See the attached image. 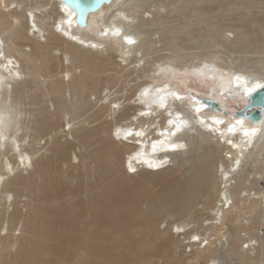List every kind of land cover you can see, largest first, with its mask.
<instances>
[{
	"label": "bare ground",
	"instance_id": "obj_1",
	"mask_svg": "<svg viewBox=\"0 0 264 264\" xmlns=\"http://www.w3.org/2000/svg\"><path fill=\"white\" fill-rule=\"evenodd\" d=\"M77 14L62 0H0V264H264V188L254 186L264 175V113L251 122L221 109L228 99L243 107L264 83V0H101ZM223 19L234 40L216 26ZM191 82L207 86L204 96ZM177 115L187 122L180 131L169 125ZM117 129L133 135L116 141ZM81 146L89 167L73 175L67 164ZM139 152L160 166L133 160L129 171ZM118 171L120 183L110 182ZM140 175L160 190L137 185ZM23 187L33 192L25 215L14 206ZM163 215L175 218L159 230Z\"/></svg>",
	"mask_w": 264,
	"mask_h": 264
},
{
	"label": "rangeland",
	"instance_id": "obj_2",
	"mask_svg": "<svg viewBox=\"0 0 264 264\" xmlns=\"http://www.w3.org/2000/svg\"><path fill=\"white\" fill-rule=\"evenodd\" d=\"M186 1V0H185ZM160 14H165V11L164 10H162L161 12H159ZM234 13V12H233ZM224 19L223 20H220V21H217V23H216V26L217 27H219V30L220 31H223L224 29L225 30H227V28H223L221 25L224 23ZM229 30V29H228ZM226 31V35L229 37V40H234V38H235V35H236V31H234L233 29H230L229 31ZM159 32V34H161V33H163V32H161V31H158ZM108 34H105V35H103V36H107ZM48 30H46V31H44V36H41V38H40V40L43 42V41H45V38H48ZM44 38V39H43ZM234 45L235 46H238V47H244V44L243 45H241L239 42H237V41H235V43H234ZM27 50H28V48H27ZM60 55H61V53H58V52H56V51H52L51 52V57L53 58L52 60L56 63V64H58V67H60ZM260 55H262V54H260ZM54 57H55V59H54ZM151 61V60H150ZM59 62V63H58ZM40 63H41V61L40 60H38L37 62H36V65L37 66H39L40 65ZM57 67V69L59 70L60 68H58ZM224 70H226V68L224 69ZM223 70V71H224ZM79 68H78V70H77V74H79ZM137 75H139V76H142L143 75V72L142 71H137V72H135V73H133V75L131 76V77H129V78H136L137 77ZM36 75H34V77H35ZM31 77V76H30ZM37 77H38V79H39V81H40V83H42V84H40L41 85V88H40V90L42 91L43 90V92L44 93H46L45 95H46V97L47 98H50L51 96H50V94H48V91L46 90V85H47V83H48V80H44L43 78V75H42V77L40 76V73L39 74H37ZM32 78V77H31ZM41 78V79H40ZM144 79V78H143ZM142 79H137V82H140ZM207 85V84H206ZM191 86H194V87H198L199 88V95H203L204 96V92H206V91H202V90H204V89H206L207 88V86H205V85H201V84H199V83H193V82H191ZM127 89H130L129 87H126ZM127 92V94H129L130 93V90H128V91H126ZM42 96L43 95H41L40 96V98H42ZM69 95H68V93L66 92V100L69 102ZM224 107L223 108H221L222 109V111L223 112H227L229 115H232V114H234L236 111H238L240 108H242L241 107V105H239L240 103H238L237 102V100H235L234 99V101L233 100H226L225 102H224ZM206 106V105H205ZM49 108H50V111L51 112H54V107L52 106V105H49ZM56 117L54 116L53 117V119H55ZM66 119H67V116H65V122H66ZM95 124H96V122H93V123H91V124H88V125H86V127L88 128V129H90V128H93L94 126H95ZM103 135L105 134V133H102ZM69 138H70V136H68ZM114 139L117 141V140H121V141H123V142H126V139L121 135L119 138L117 137V135H116V138L114 137ZM28 147L29 148H35V146L33 145V143L30 141L29 143H28ZM76 154H78L77 155V158L76 159H72V164H70V166L72 165V167H69V164H67V166H68V168H67V170L68 171H72L73 170V175H76V173H85V171H86V169L89 167V164H84L83 162H80V157H81V155L85 152L84 151V147L83 146H81V147H76ZM74 164V165H73ZM75 165H77L76 166V170L74 169L75 167H73V166H75ZM92 165H94V163H92ZM257 166V164L256 163H253V162H249L248 163V170L249 171H252V170H254V168ZM79 168V169H78ZM23 173L25 174L26 173V171H23ZM119 171L114 175V177H112L111 179H110V182H113V183H115V184H118V183H120V179H119ZM143 176H136L135 177V179H137V185H139L140 187H143V188H145V189H148L149 191H150V193L151 194H154L155 192H158L159 190H160V188H161V185L158 183V182H151V181H143ZM30 179H32V169L30 170L29 169V171H28V173H27V178H26V180H30ZM93 180V182L95 183L96 181H97V178H93L92 179ZM256 188H258V189H260V188H264V175L263 176H261V178H259L258 180H257V183L254 185ZM22 192L25 194V196H23L22 198H20V199H15V207H17V208H19L20 210H21V212H22V214L23 215H25V213H27V211L28 212H31V207H32V202H31V198H32V196H33V192L32 191H29V193L26 191V189H25V187H23L22 188ZM253 191L254 190H252L251 191V193H253ZM31 192V193H30ZM28 195V196H27ZM28 198V199H27ZM28 202L30 203V204H28ZM261 204L262 205H264V199H262L261 200ZM150 205V200H148V199H142V200H140V206L143 208V209H147L148 208V206ZM12 206H9V209L11 208ZM254 214L252 213L251 215H246V216H253ZM173 218H175L174 216H172V215H163L158 221H157V223H156V227L159 229V230H163V229H166V228H168V226H169V224H170V222L173 220ZM21 221L17 224V229H15L14 230V232L12 233L13 235L11 236L12 237V242H13V244H12V247L10 248V252H9V255L11 256V257H13L14 255V253H15V251H16V248L18 247V245H19V243L21 242V233H22V229L20 228L21 226ZM248 222H246V221H244L243 222V224H247ZM5 228H7V227H5ZM7 234V229H5L4 231H2V233H1V235L2 236H5ZM257 234L260 236V238H263L264 237V221L261 223V225L258 227V230H257ZM241 236L243 237V238H247V236L244 234V233H241ZM222 243L224 244V247H225V245H226V242H225V237L222 239ZM203 244V243H202ZM217 244V243H216ZM245 245L246 244H243L242 245V248L244 249V250H246V251H248V253L251 255V256H253L255 253H256V250L255 249H246V247H245ZM257 245V243L255 244V246ZM203 245H201V247H202ZM204 261V257H201V256H199V260H198V263H202Z\"/></svg>",
	"mask_w": 264,
	"mask_h": 264
},
{
	"label": "water",
	"instance_id": "obj_3",
	"mask_svg": "<svg viewBox=\"0 0 264 264\" xmlns=\"http://www.w3.org/2000/svg\"><path fill=\"white\" fill-rule=\"evenodd\" d=\"M101 0H67V4L78 9V21L84 19V13L86 8L95 9L99 5ZM212 93L213 90L210 89ZM231 97V94H228ZM203 102L209 105L211 109L216 112L220 111L219 104L212 99H203ZM264 113V88L257 89L252 94L248 95L247 101L243 104V107L236 111V115L246 118L251 122H260Z\"/></svg>",
	"mask_w": 264,
	"mask_h": 264
},
{
	"label": "snow or ice",
	"instance_id": "obj_4",
	"mask_svg": "<svg viewBox=\"0 0 264 264\" xmlns=\"http://www.w3.org/2000/svg\"><path fill=\"white\" fill-rule=\"evenodd\" d=\"M66 2H67V0H62V3H66ZM114 34L115 35H119V32L117 31ZM126 39H127V42L129 44L134 43V41L131 38L126 37ZM93 47H95V45H93ZM255 88L256 89L264 88V83H259L258 82L256 84ZM253 90H255V89H253ZM144 95L145 96L148 95V91L147 90H145ZM170 95L175 96L177 99H181L182 98V97L178 96L176 92H171ZM189 95H191V92L190 91H189ZM164 100H165V97L164 96H161L160 97V107L161 108L165 107ZM114 107H115V105H114ZM196 111L199 112L200 109H196ZM186 123L187 122L185 120H183L179 115H177L175 117V119L169 120V125H175L176 131H180L181 127L182 126H185ZM217 123H220V122L217 121ZM228 130L230 132L235 131V129L234 128H231V127ZM253 131H255V130H253ZM172 134L174 135L175 132H173ZM116 135H117L118 138L122 135L125 139H127L128 137H130V136L133 135V131L131 129H129V130L117 129L116 130ZM135 135L136 136H143L144 133L142 131H137V132H135ZM245 135L247 136L248 133L245 132ZM160 143L163 144L164 141H161ZM171 147L172 148L182 147V145H179L178 146V145L172 144ZM156 150H157V144L156 143H153L152 144V151L155 152ZM141 159H144V153H142V152L136 153L134 156L130 157L129 158V171H135V168L132 166V161L135 160L137 163H139ZM144 163L148 164V166L149 167H152V168H156V167H159L160 166L158 163H155V162L150 161L148 159H144ZM239 163H240V161H237V164H239ZM198 238L199 237H194V239H198ZM245 247H247V245H245Z\"/></svg>",
	"mask_w": 264,
	"mask_h": 264
}]
</instances>
